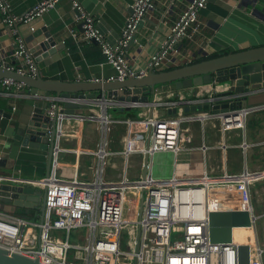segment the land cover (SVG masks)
I'll return each mask as SVG.
<instances>
[{
    "label": "built area",
    "instance_id": "1",
    "mask_svg": "<svg viewBox=\"0 0 264 264\" xmlns=\"http://www.w3.org/2000/svg\"><path fill=\"white\" fill-rule=\"evenodd\" d=\"M60 0H39L23 15H15L7 0H0L2 21L10 30L15 25L43 16L56 6ZM76 10V20L83 22L81 33L70 32L77 45L96 41L105 62L113 67L114 73L107 78L94 81H115L127 77L140 78L148 69L162 70L164 62L176 50L184 38H192L199 30V12L209 0H190L185 10L171 25L168 34L160 42L157 50L150 55L147 68L136 70L127 61L125 48L133 38L139 24L146 14L154 9L153 0H132L131 12L125 19L120 37L115 44H109L96 28L95 17L87 12L78 0H69ZM264 1V0H263ZM64 44V40L62 41ZM12 62L6 69L31 77L36 75L34 58L22 40L11 52ZM6 62V61H2ZM0 96L22 97L20 89L24 83L10 78L1 80ZM262 89L233 93L226 97L210 94L207 97L180 98L175 100H156L146 104L153 113L144 112L140 118L112 119L107 108L119 105L113 99L96 98L90 101L92 107L101 110L98 114L86 116V121H98L102 133L99 147L92 152L95 158L92 175L82 179L73 174L71 178L56 175L57 155L52 172L38 179H21L13 176H0L39 187L45 191V208L42 220L40 211L36 218L28 219L20 215L0 212V248L17 253L41 264H238V243L214 242L208 232V215L213 204L209 202L211 193L219 186L232 187L237 192L241 207L250 216L253 212L250 184L264 174H251L243 170L238 174L223 173L220 176L203 174L199 178L158 180L150 174L143 179L141 175L128 179L125 175L114 181L103 177L108 157L117 153L128 158L131 154L152 156L159 151L191 149L193 135L189 126L195 122L211 124L221 131L244 128L248 113L262 109L259 106H242L225 111H214L213 106L220 99H235L244 95L259 93ZM28 94H25L27 96ZM52 99L47 115L52 117L56 101ZM208 105L207 109L189 110L184 108ZM175 107V113L168 110ZM163 108L168 115L157 116L154 111ZM15 110V107H12ZM101 118V119H100ZM123 122L127 126L124 136L142 140L141 148H133L123 141L120 151L107 147L108 124ZM144 126V137L133 136V125ZM62 135V127H60ZM150 132V141L146 137ZM220 145L219 148H224ZM203 154L205 144H200ZM128 203H131L128 206ZM132 216V218H128ZM253 218V220L255 219ZM253 222V221H252ZM71 232L74 238L70 239ZM257 237H254L256 240ZM124 247V248H123ZM248 264H264V248L254 241L250 245Z\"/></svg>",
    "mask_w": 264,
    "mask_h": 264
},
{
    "label": "crops",
    "instance_id": "2",
    "mask_svg": "<svg viewBox=\"0 0 264 264\" xmlns=\"http://www.w3.org/2000/svg\"><path fill=\"white\" fill-rule=\"evenodd\" d=\"M38 1L7 0L12 13L15 15H23ZM189 1L153 0L154 9L146 14L125 48L128 64L132 68L136 70L147 68L150 55L157 50L160 42L168 34L174 20L185 10ZM78 2L95 17V26L103 35L104 40L111 45L115 44L121 35L125 19L131 12L132 0H78ZM1 15L0 13V60L11 63L13 61L11 52L21 40L20 33L16 28L10 30L3 23ZM76 15L77 12L69 0H60L54 8L37 18L35 26H45L51 36L55 38L56 44L62 43L64 40V47L56 51L50 47L48 51H51L48 56L42 57L43 53L39 51L37 67L44 79L70 82L84 77L86 80H94L107 78L114 73L113 67L105 62L98 44L90 43L80 46L73 40L70 32H82L81 22L76 20ZM198 18L201 23L199 32L192 38L182 39L177 44L176 50L164 62L162 70L181 66L190 63L197 57L216 52H234L248 47L264 45L263 0H209L206 7L199 12ZM28 32L29 30L24 28L23 34ZM225 89L226 85H202L177 90L174 84L164 83L156 86L154 93L150 94V98L151 100L169 101L180 98L207 97L212 92L216 94ZM20 92L24 96H0V108L3 109L0 119V138L6 132L14 134L18 128L25 126L35 113V109H42L44 113H47L52 99L55 98L54 93H50L49 96L32 94L26 86H23ZM99 92L106 94L102 90L96 91V93ZM25 94L28 95L25 96ZM122 104L130 105L129 102H122ZM13 106L15 110H12ZM245 106H259L262 109L247 114L244 128L223 132L211 124L201 125L195 122L189 126L193 135L191 143L193 147L178 152H155L149 158V174L158 180L172 177L178 179L199 178L207 173L214 177L223 173L238 174L243 170L253 175L256 173L264 174V88L258 94L250 95L248 104ZM113 108L120 107L114 106ZM150 110L151 108L147 110L145 106H131L130 110L122 109V116H113V111L108 114L114 120L135 118L136 116V118H140L144 112L150 114ZM100 112L101 110L95 106L85 110L80 115L82 117L63 120L57 155L56 175L58 177L71 178L74 173L82 179L91 177L95 163L92 152L100 144V140L97 141L100 125L98 121H86L85 117ZM154 114L157 116L168 115L163 108H157ZM121 143L122 141H119V149L122 148ZM1 144L0 159H3L8 151L2 148ZM200 144L207 146L205 154L199 149ZM222 144L225 147L219 148ZM137 154L141 155L135 153L125 158L117 153L108 157L107 165L104 167V179L107 181L118 180L124 173L129 179L128 170L132 164L130 158ZM159 159L166 161V165H156ZM45 161L46 151L42 148L21 147L12 168L0 166V176L38 179L45 176ZM142 165L143 156L141 155L140 161L135 163L137 169L132 172V180L141 175ZM112 170H116V172ZM257 182H263L259 190L256 189ZM252 187L255 193L258 192L261 201L264 200V178H256L250 184L251 199ZM235 198L240 210L244 211L239 196L237 195ZM252 208L254 212L253 204ZM25 210H14L8 205L0 208V212L20 215L28 219L36 218L35 212L38 210ZM257 218L253 222L250 220L255 237H257L255 229ZM249 219L252 218L249 216ZM256 240L258 241V239ZM258 245L260 246L259 243Z\"/></svg>",
    "mask_w": 264,
    "mask_h": 264
},
{
    "label": "water",
    "instance_id": "3",
    "mask_svg": "<svg viewBox=\"0 0 264 264\" xmlns=\"http://www.w3.org/2000/svg\"><path fill=\"white\" fill-rule=\"evenodd\" d=\"M38 19L17 24L15 28L20 33V39L26 45L36 65V75L31 77L25 74H19L16 71L6 69L7 62L0 60V84L4 78H10L24 83L32 94L39 96H49L54 93L56 107L52 117H49L42 109H35L28 123L18 128L15 133H5L0 138L2 148L8 151L7 155L0 159V166L12 168L17 159L19 148H42L46 151L45 176L52 172L55 162V152L58 150L59 137L63 120L66 118L79 117L88 108H92L90 101L92 99L107 98L119 102L121 109L130 110L131 106H146L152 102L150 94L154 93L156 86L164 83L174 84L177 90L192 88L202 85H226V89L217 92L216 96L226 97L233 93L247 92L252 89L264 88V45L248 47L234 52L220 53L216 57L203 59L201 61L187 63L171 69L155 71L148 69L145 76L140 78L127 77L123 80L115 81H94L86 80L80 77L79 80L70 82L60 80L44 79L39 73L37 67V56L42 51L43 56H48V49L63 48L62 43L56 44L49 30L45 26H35ZM83 22L80 23V26ZM28 29L29 32L23 34ZM83 31V29L81 28ZM93 44H97L92 40ZM97 90L105 91L96 93ZM253 94H258L253 93ZM250 94V95H253ZM250 95H244L235 99H220L213 106L214 111H225L227 109H236L248 104ZM122 102H129L130 105H123ZM240 103V104H239ZM208 105L185 107V111L207 109ZM152 109L149 111L152 113ZM176 108L168 110V113H175ZM3 109L0 108V119ZM82 117V116H80ZM150 141V132L146 137L148 147ZM148 153L143 156V165L141 177L144 179L149 175ZM5 205L14 210L20 209H38L40 211L39 219L42 220L45 208V191L39 187L31 186L21 182L11 180H2L0 182V208ZM261 214L264 218V200L261 202ZM25 210V211H26ZM218 218L210 219L208 232L210 239L214 242L232 241V229L234 211L216 212ZM248 217V213L242 211ZM225 218L222 220L221 218ZM245 218V217H244ZM246 220V218H245ZM227 221V227L224 228V222ZM250 221V219H249ZM250 223V222H249ZM251 224V223H250ZM226 229L227 233L223 230ZM234 241V240H233ZM249 243H239L238 264H248ZM245 247L243 253L241 248ZM0 264H41L37 259L11 253L0 248Z\"/></svg>",
    "mask_w": 264,
    "mask_h": 264
},
{
    "label": "rangeland",
    "instance_id": "4",
    "mask_svg": "<svg viewBox=\"0 0 264 264\" xmlns=\"http://www.w3.org/2000/svg\"><path fill=\"white\" fill-rule=\"evenodd\" d=\"M107 110H108V113L112 112V109H110V108H107ZM113 116L116 117L117 115H113ZM99 131H100V134H98V136H97V141L100 140V143H101L102 133H101L100 129H99ZM126 131H127V126L123 122L109 123L108 124V135H107V147L113 151H120V149L118 147L119 141H122V138L126 134ZM132 135L133 136L142 135L144 137V126L139 125V124L133 125ZM143 139H145V137ZM140 159H141V155H138V154L136 156L133 155L130 158V162L132 164L130 165L129 170H128V172H129L128 177L131 180L133 178L132 172L135 171V169H137V167H135V163L137 164L140 161ZM156 165L164 166V165H166V161L159 159V160H157ZM112 171L116 172V170H112ZM262 184H263V182H257L256 183V189L259 190V187ZM219 187H225V186H219ZM251 190H253V192H252V204L254 207V212L257 216H259L255 221L256 235H257L258 243L260 244L261 247H264V228H263L264 227V218L262 216H260V214H261V205L260 204L262 201L258 195V192L255 193L253 187L251 188ZM223 194H224L223 191H222V193H219L217 200H215V198L213 196L214 193H212L210 203L213 204L212 211H214V214H212V216L214 217V220H216L218 218V214H220V213H216V212H228L227 211V202L223 201V198H222ZM216 197H217V195H216ZM130 205H131V203H128V206H130ZM240 215H242V214H240ZM249 216L247 217V216H245V214H243L242 216H239V215L235 216L234 215L232 237L239 239L238 241H240L241 243H246V242H243V241H245V237L243 239V236L249 234L251 237V241H252L251 245H253L254 241H255L254 240L255 235H254L252 224L249 223L250 222ZM244 217L246 218V220ZM128 218H132V216H129ZM225 218H227V217H224L221 219L224 220ZM250 220L252 221V219H250ZM223 222H224L223 226H224V228H226L227 227V221H223ZM223 230L227 233L226 229H223ZM73 238H74V234L71 232L70 239L72 240ZM251 250H252V247L249 246L248 247L249 256H250ZM242 252L243 253L245 252V247L242 248ZM263 258H264V254H263Z\"/></svg>",
    "mask_w": 264,
    "mask_h": 264
},
{
    "label": "bare ground",
    "instance_id": "5",
    "mask_svg": "<svg viewBox=\"0 0 264 264\" xmlns=\"http://www.w3.org/2000/svg\"><path fill=\"white\" fill-rule=\"evenodd\" d=\"M129 140H130L129 144L133 148L138 149V148H141L144 145L142 140L136 141L135 139L127 138V136H125L124 139H123V141H125V142H128ZM214 190L212 191V193H214L213 196H214L215 200H217L219 193H222V191H223L224 194L222 195V198H223V201L227 202V211H231L232 210V211L236 212L237 214H242V215L244 214V213H241L242 211L240 210V206L238 207L237 199L235 198V197H237L238 194L236 193L234 188H232V187H217ZM212 193H211V196H212ZM216 195H217V197H216ZM211 196H210L209 202H211ZM254 217L255 216L251 217L252 221H253ZM208 219L209 220L211 219V212L208 215ZM234 242H236L238 244L240 243L238 241H234ZM241 250H242V248H241Z\"/></svg>",
    "mask_w": 264,
    "mask_h": 264
},
{
    "label": "trees",
    "instance_id": "6",
    "mask_svg": "<svg viewBox=\"0 0 264 264\" xmlns=\"http://www.w3.org/2000/svg\"><path fill=\"white\" fill-rule=\"evenodd\" d=\"M88 44H90V43H88ZM83 45V44H82ZM86 45V44H85ZM84 46V45H83ZM223 53H225V51H223ZM220 53H218V52H216V53H212V54H209V55H206V56H200V57H197L196 59H194L193 61H191V62H196V61H201V60H203V59H208V58H212V57H216L217 55H219ZM190 62V63H191ZM174 68V67H173ZM167 69H171V67L170 68H167ZM112 109V111H113V115H119V116H122V109L121 108H111ZM125 117V116H124ZM212 214H214V211H211V220L212 219H214V217L212 216ZM235 216H242V215H240V214H234ZM244 237H245V241H243V242H246V243H249V244H251V237H250V235L249 234H247V235H245V236H243V239H244ZM232 239L234 240V241H238L239 239H237V238H235V237H232ZM238 242H240V241H238ZM241 243V242H240Z\"/></svg>",
    "mask_w": 264,
    "mask_h": 264
}]
</instances>
